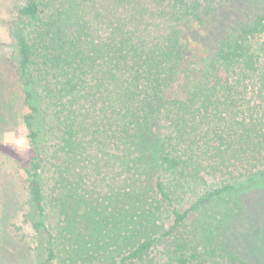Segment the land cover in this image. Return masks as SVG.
<instances>
[{
  "label": "trees",
  "instance_id": "obj_1",
  "mask_svg": "<svg viewBox=\"0 0 264 264\" xmlns=\"http://www.w3.org/2000/svg\"><path fill=\"white\" fill-rule=\"evenodd\" d=\"M12 31L41 264H259L264 0H24Z\"/></svg>",
  "mask_w": 264,
  "mask_h": 264
},
{
  "label": "rangeland",
  "instance_id": "obj_2",
  "mask_svg": "<svg viewBox=\"0 0 264 264\" xmlns=\"http://www.w3.org/2000/svg\"><path fill=\"white\" fill-rule=\"evenodd\" d=\"M24 0H0V144L21 159L27 156L22 125L26 113L15 66L12 27ZM24 177L11 160L0 155V264H41L34 232L22 217ZM246 204L247 223L234 236L240 253L264 264V182L237 191Z\"/></svg>",
  "mask_w": 264,
  "mask_h": 264
}]
</instances>
